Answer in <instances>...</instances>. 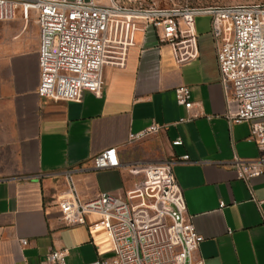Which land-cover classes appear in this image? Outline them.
Segmentation results:
<instances>
[{
    "label": "crops",
    "instance_id": "obj_1",
    "mask_svg": "<svg viewBox=\"0 0 264 264\" xmlns=\"http://www.w3.org/2000/svg\"><path fill=\"white\" fill-rule=\"evenodd\" d=\"M38 32L33 13L24 20L19 10L13 21L0 22V264H40L61 249L65 264L112 259L96 250L84 227L62 222L56 196L64 173L73 172L78 195L89 201L130 191L132 165L184 156L189 162L179 160L172 172L186 217L203 237L197 256L204 264H264V175L244 182L233 165L257 159L259 151L248 141L249 124L225 119L210 17L207 31L196 29L193 63L177 66L148 27L134 35L123 68H103L101 96L83 92L79 102L37 95ZM181 86L195 103L189 111L176 103ZM152 124L165 130L130 141ZM176 139L180 146L172 145ZM108 148H116L121 167L93 171L92 159Z\"/></svg>",
    "mask_w": 264,
    "mask_h": 264
},
{
    "label": "built area",
    "instance_id": "obj_2",
    "mask_svg": "<svg viewBox=\"0 0 264 264\" xmlns=\"http://www.w3.org/2000/svg\"><path fill=\"white\" fill-rule=\"evenodd\" d=\"M19 10L24 20L31 13L36 17V92L51 102H79L83 92L100 97L103 68H123L134 35L148 27L154 29L159 45L170 48L177 66L193 63L199 55L195 18L210 17L225 119L231 125L249 124L248 141L259 151L253 161H233L237 177L248 182L264 175V0L201 8L162 7L152 0H0V22L13 21ZM175 99L186 111L195 105L185 86L175 89ZM162 130L165 127L152 124L130 135V141ZM172 145L180 146L181 140ZM179 160L189 162L184 156L132 165L130 191L121 196L100 193L89 201L78 195L73 172L64 173V187L56 196L62 222L84 227L97 251L113 254L112 259L94 264H204L197 256L203 237L186 217L183 190L172 172ZM120 167L116 148L92 159L93 171ZM224 205L220 201L219 207ZM65 258V249L54 250L40 264H65Z\"/></svg>",
    "mask_w": 264,
    "mask_h": 264
},
{
    "label": "rangeland",
    "instance_id": "obj_3",
    "mask_svg": "<svg viewBox=\"0 0 264 264\" xmlns=\"http://www.w3.org/2000/svg\"><path fill=\"white\" fill-rule=\"evenodd\" d=\"M155 4L165 7L172 5H188L190 7H208L213 5H233L243 3V0H152ZM208 16H199L195 18V25L198 32L208 30Z\"/></svg>",
    "mask_w": 264,
    "mask_h": 264
}]
</instances>
